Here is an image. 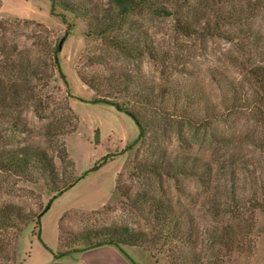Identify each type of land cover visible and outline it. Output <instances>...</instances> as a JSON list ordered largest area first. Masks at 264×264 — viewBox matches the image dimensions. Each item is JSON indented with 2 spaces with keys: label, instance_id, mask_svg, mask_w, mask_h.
Returning a JSON list of instances; mask_svg holds the SVG:
<instances>
[{
  "label": "rangeland",
  "instance_id": "rangeland-1",
  "mask_svg": "<svg viewBox=\"0 0 264 264\" xmlns=\"http://www.w3.org/2000/svg\"><path fill=\"white\" fill-rule=\"evenodd\" d=\"M108 14H115L109 0H0V154L41 148L58 172L54 185L0 172V207L41 215L39 228L0 231V264H131L114 246H83L110 228L154 239L123 248L136 264H264V104L248 78L251 64L264 65V10L254 22L261 43L251 62L236 42L188 36L180 17L148 12L131 16L120 32L142 49L130 59L94 36L95 18ZM144 41L168 59L153 60ZM233 88L235 112L225 101ZM143 89H165L168 101L156 99L154 109L134 104L133 91ZM189 90L201 97L190 115L213 109L205 123L177 116L173 94ZM103 98L146 117L148 137L135 144V121L94 102ZM218 110L222 116L212 120ZM161 156L186 172L143 173ZM67 179L73 186L53 199V187ZM143 195L171 207L183 242L157 239L160 227Z\"/></svg>",
  "mask_w": 264,
  "mask_h": 264
},
{
  "label": "trees",
  "instance_id": "trees-1",
  "mask_svg": "<svg viewBox=\"0 0 264 264\" xmlns=\"http://www.w3.org/2000/svg\"><path fill=\"white\" fill-rule=\"evenodd\" d=\"M109 2L115 14H108L107 17L103 19L95 18L94 36L102 40L110 48L118 50L130 59H136L142 56V49L137 47L138 42H133L134 40L132 38L124 39L121 37L120 32L122 28L129 23L131 16L142 12H148L151 15L161 17H180V19L177 20V26L181 32L188 36H217L236 42L237 49L242 57L246 59V62H251L254 57L255 49L253 46L255 43H261L259 35L255 32L254 22L256 18L260 16L259 13L264 10V0H109ZM79 11L82 12L81 10ZM76 12L79 13L77 10ZM82 15L88 16L86 13ZM210 16L212 19L207 18ZM147 44L148 42L144 41L143 45L145 46V52H147L153 60L165 62V58L168 59V53L156 47L153 42H151L150 45ZM58 54L59 51L57 50L55 55L56 66L62 78L66 80L60 69ZM172 58H175V61L177 60L176 56ZM250 66L248 70L249 83L255 88L257 94L260 96V100L264 104V65L251 64ZM125 92H128L130 96V91L126 89ZM139 92L140 93H136L133 91V100L136 102L133 103L144 106L145 108L154 109L153 106L154 103H156V99H159V101L163 103L168 101L169 93L165 89L157 94L152 91L147 92L144 89ZM238 93L236 88H233L230 90L229 94L226 95L228 99L226 97L225 101L229 100L228 102L230 103L231 101L232 103L231 108H229L230 111L232 110L235 112L237 109L236 107H238ZM174 94L173 99L176 100L177 107L175 110L181 113V115L177 116L184 118L183 120L190 122L194 126L199 122L201 124L205 123L207 118L211 115V112H213V109L210 110V108L208 110L203 109V111L199 108V110H197V115L193 114L192 116L189 113V109L193 110L195 104H201V97L191 90L184 94L182 92H180V94L175 92ZM94 102L113 106L117 111L128 114L135 121L139 129V137L135 141V144L142 142L151 132V122H149L146 117L141 116L140 113L127 109L124 103L113 102L107 98L95 100ZM226 106H228V104H226ZM203 112L204 115H202ZM213 116L212 120H218L222 115L218 110ZM155 155L156 151L154 149L153 157H155ZM65 156L63 157L64 162L70 164L66 153ZM109 158H111V156L104 157L102 164ZM97 167L98 166H96L95 169H97ZM169 168H172L177 174H184L186 172L185 165L177 161L169 164L167 158H164V156H161L158 160L156 158L142 170H144L143 173L160 174L164 172L165 169L168 170ZM95 169H91L88 172ZM0 172L19 177L23 180L25 179L31 183H38L40 180H43L45 183H52L53 185L56 184L55 178L58 176L55 162L46 151L41 148L28 147L22 148L19 151H6L0 154ZM167 174L171 176L170 171H168ZM66 183L67 186L63 188L60 187V185L53 187L56 193L53 199L61 196L65 190H68L74 184L69 180ZM142 198L143 200H151L149 214L153 220L158 222L160 227L156 235L157 239L162 240L163 238V240L170 239L172 242H183L180 236L182 235L179 225L181 223L176 219L173 220L171 207L166 206L159 199H148L145 195H143ZM49 207L50 204L47 210H49ZM40 218L41 215L35 216L26 214L19 207L4 205L0 207V231L14 229L21 234L24 232V228L29 225H34L36 228H39ZM37 235L39 241H41L40 231ZM94 236L95 238L98 237L97 235ZM102 238V240L96 241L95 243H83V246H87V249L114 246L131 262V264L136 263L124 252L123 248L126 246L134 248L146 247L154 241V239L152 240L146 233L135 232L128 228H110L107 233L103 234ZM79 241L80 242L77 241L76 245H82L81 240ZM87 242H89V239H87ZM163 246H168V243L164 241ZM45 249L49 250L46 246ZM170 264H187V262L177 260L174 262L172 261Z\"/></svg>",
  "mask_w": 264,
  "mask_h": 264
},
{
  "label": "water",
  "instance_id": "water-1",
  "mask_svg": "<svg viewBox=\"0 0 264 264\" xmlns=\"http://www.w3.org/2000/svg\"><path fill=\"white\" fill-rule=\"evenodd\" d=\"M61 47V46H60Z\"/></svg>",
  "mask_w": 264,
  "mask_h": 264
}]
</instances>
